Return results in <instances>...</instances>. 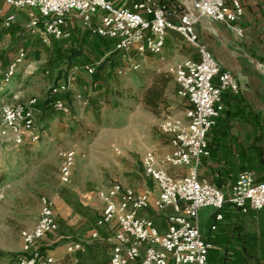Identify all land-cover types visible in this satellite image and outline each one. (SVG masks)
Wrapping results in <instances>:
<instances>
[{
    "label": "built area",
    "instance_id": "2783aa9c",
    "mask_svg": "<svg viewBox=\"0 0 264 264\" xmlns=\"http://www.w3.org/2000/svg\"><path fill=\"white\" fill-rule=\"evenodd\" d=\"M244 0H193L198 15L210 22L224 24L237 38L243 34L239 20L243 16ZM4 7L26 11L28 27L40 30L43 42L49 38L67 39L64 29L66 19L73 15L80 25L93 35L112 40L123 66L117 70L136 71L139 64L130 55L134 50L139 57L152 55L159 64L163 56L168 30L174 31L195 50L198 60L184 59L169 72L177 85L178 98L187 102L182 118L168 117L160 124L161 132L169 137V151L158 155L147 153L142 161L143 174L151 179L158 190L153 203L148 191L137 192L120 183L100 191L97 197L103 204L97 227L114 222L118 228L113 236L108 264H207L211 245L202 239L198 213L202 208L220 211L228 204L240 213L264 209V182H255L249 173L240 174L225 194L206 180H200L198 169L202 158L209 156L207 134L215 126L223 111L222 94L238 93L240 85L230 72L221 69L196 33L197 20L187 5L176 22L168 18V9L154 0H139L131 7H115L110 0H0V18L5 28L15 23V14H4ZM25 57L23 49L5 70L0 69L2 82L8 83ZM160 71V70H159ZM84 72L93 76L92 65L70 68L65 81L50 89V106L56 112L69 114L64 97L69 93L76 75ZM80 97H78L79 99ZM36 98L25 102L0 105V137L8 138L14 145L27 139L37 142L40 138L36 120L40 111ZM59 182L68 186L75 154H60ZM39 216L31 229L20 231L22 254L17 264H58L56 257L43 254L38 242L57 231L54 217L55 203L42 196ZM153 209L156 212L171 210L167 229L160 233L152 220L138 213ZM92 239H99L94 231ZM82 244L67 246V253L81 250Z\"/></svg>",
    "mask_w": 264,
    "mask_h": 264
},
{
    "label": "rangeland",
    "instance_id": "374dc122",
    "mask_svg": "<svg viewBox=\"0 0 264 264\" xmlns=\"http://www.w3.org/2000/svg\"><path fill=\"white\" fill-rule=\"evenodd\" d=\"M179 2L183 5L171 0L177 10L187 5L185 0ZM163 4L168 9L166 2ZM74 25L75 28L70 30L71 40L58 45L78 47L73 39L80 40L82 33L89 32L90 38L95 36L79 23ZM28 29L23 27L21 34H31ZM106 42L113 43L108 39ZM183 44L186 43L183 41ZM52 46L53 42L48 46L41 45L40 51L36 52L27 49V45L23 47L25 59L10 82L4 87L0 83L1 102L13 104L36 98L38 104H42L51 87L67 79L70 68L65 60L52 65L48 63L53 57ZM181 47L185 48V45ZM83 50L71 66L92 65L97 70L107 58L114 66L110 68L107 64L100 72L99 81L79 72L65 97L69 114L49 109L38 116L40 138L37 142L26 139L16 146L10 139L0 137V264H7L9 255L22 254L20 231L35 225L42 196L55 203L58 195L68 189L88 191L89 188L98 192L114 183L124 185L121 176L129 174V166L142 174V161L147 153L161 155L169 151V137L159 127L162 121L168 117H183L185 101L177 97V85L169 71L163 72L171 77V81L163 92L162 101L151 110L143 101L144 92L152 84L153 76L162 71L139 62L138 70H125L122 75H117L123 64L112 56V47L105 45L99 52L93 45H88ZM2 57L10 58L6 54ZM250 73L252 77L263 78L256 71H247L243 75L250 78ZM65 151L75 154L70 186H62L59 182L60 154ZM64 260L67 263L68 258Z\"/></svg>",
    "mask_w": 264,
    "mask_h": 264
},
{
    "label": "crops",
    "instance_id": "0c3cea01",
    "mask_svg": "<svg viewBox=\"0 0 264 264\" xmlns=\"http://www.w3.org/2000/svg\"><path fill=\"white\" fill-rule=\"evenodd\" d=\"M110 1L115 7H131L139 0ZM154 1L160 4L166 2L168 18L172 22H176L184 10V6L183 9L177 10L172 6L171 0ZM4 14H15L16 20L11 27L5 28L0 18L1 70H5L13 62L18 51L24 50L25 45L27 49L36 52L40 51L41 45L44 47L57 42L53 38L43 42L40 30L28 27L25 10L17 11L4 7ZM75 22L79 23L73 15L69 16L64 29L70 33V30L75 28ZM208 22L213 27L208 23L197 24L195 29L198 38L221 69L237 78L240 89L238 93L222 94L223 111L215 126L207 134L209 156L202 158L198 176L200 180L208 181L227 194L243 173L251 174L255 182H264V76L256 70L264 72V0H244L243 16L238 22L243 30L240 38L235 37L224 24ZM23 27L29 28L31 34L27 36L21 34ZM22 43H25L23 47L15 48ZM181 45H185V48ZM52 50L53 46L51 52ZM112 50L115 51L113 43ZM24 53L26 56L25 50ZM3 54L8 55L9 60L2 57ZM130 55L137 63L162 72L170 71L184 59L197 61L199 58L197 52L183 44L179 34L171 30H168L165 38L163 64L158 63L156 56L146 55L141 58L134 50H131ZM247 57L256 60L255 66ZM247 71H256L263 78L252 77L251 73L250 78L244 77L243 74ZM0 83L1 87H4L5 84L2 81ZM19 102L21 101L15 103ZM65 104L69 108L66 100ZM129 168L127 171L129 174L126 177L121 176L123 186L137 192L148 191L150 202L153 203L158 195L155 183L145 177L143 171L141 174L133 166ZM70 185L71 182L68 186ZM100 191L103 190L98 192ZM98 192L89 188L88 191L73 188L58 195L54 209L58 228L55 234L38 242L41 253L58 258V264H108L113 236L118 228L114 222L103 227L96 226L103 209V204L97 197ZM220 213L222 219L219 221L215 218L217 214L215 209L202 208L198 213L202 239L211 245L207 254V264H264V209L242 214L226 204ZM170 214L171 210L156 212L153 209L138 213L140 217L152 220L160 233L166 231L167 218ZM94 231L98 232L99 239L91 238ZM72 243L82 244V249L67 253L66 248ZM66 257L67 263L64 260Z\"/></svg>",
    "mask_w": 264,
    "mask_h": 264
},
{
    "label": "trees",
    "instance_id": "16d2710c",
    "mask_svg": "<svg viewBox=\"0 0 264 264\" xmlns=\"http://www.w3.org/2000/svg\"><path fill=\"white\" fill-rule=\"evenodd\" d=\"M183 9V8H182ZM80 40L73 39V42L77 43L78 47H68L63 48L61 45H58V43H66L69 40H71V34L69 38L63 39V40H57V42H54L52 54L53 57L49 60L48 63L51 65L54 63H57V61L65 60L67 62L68 68H71V65L73 64L74 60L80 57L83 54V47L88 45H93L95 47V50L101 52V48H103L105 45L112 47V44H109L106 42L107 39L93 36L90 38V33L85 32L82 33ZM112 56L117 57L119 60V54L114 51L111 53ZM107 64L110 68L114 66V62L110 61L109 58L104 59V61L99 65L97 70H95V73L93 74V80L99 81L101 78L100 72L104 70L107 67ZM171 81V77L166 73H158L155 74L152 78V84L145 90L144 92V103L150 107L151 110L156 109L159 106V103L162 101V95L164 90L167 88L168 83ZM67 98V96H65ZM64 97V99H65ZM52 98L49 96L46 98V100L42 104H36V108L40 111V117L45 113L46 110L52 109L50 106ZM1 254V253H0ZM21 254H12L7 256V259L9 260L7 264H17L18 257Z\"/></svg>",
    "mask_w": 264,
    "mask_h": 264
},
{
    "label": "water",
    "instance_id": "95a60500",
    "mask_svg": "<svg viewBox=\"0 0 264 264\" xmlns=\"http://www.w3.org/2000/svg\"><path fill=\"white\" fill-rule=\"evenodd\" d=\"M185 1H186V4H187L188 9H189V11L191 12L192 16L197 20V22H198L199 24H202V23H208L210 26H212L211 23H209L207 20L201 18V17L198 15V13L194 10V8H193V0H185ZM212 27H213V26H212ZM247 58L250 59V60L253 62L254 66H255V64L257 63L256 60H254L253 58H250V57H247ZM255 69H256V67H255ZM256 70H257L260 74H262V75L264 76V73H263L262 71H260V70H258V69H256Z\"/></svg>",
    "mask_w": 264,
    "mask_h": 264
},
{
    "label": "bare ground",
    "instance_id": "6f19581e",
    "mask_svg": "<svg viewBox=\"0 0 264 264\" xmlns=\"http://www.w3.org/2000/svg\"><path fill=\"white\" fill-rule=\"evenodd\" d=\"M258 70H260V69H258ZM260 71H262V70H260ZM264 73V72H263Z\"/></svg>",
    "mask_w": 264,
    "mask_h": 264
}]
</instances>
